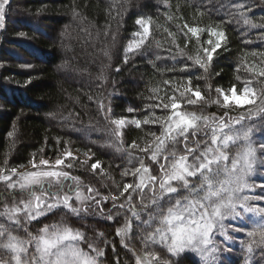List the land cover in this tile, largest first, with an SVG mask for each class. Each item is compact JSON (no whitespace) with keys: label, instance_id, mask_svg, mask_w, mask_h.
<instances>
[{"label":"trees","instance_id":"trees-1","mask_svg":"<svg viewBox=\"0 0 264 264\" xmlns=\"http://www.w3.org/2000/svg\"><path fill=\"white\" fill-rule=\"evenodd\" d=\"M170 2L169 9L164 0H9L0 31V166L6 159L9 168L20 169L21 165L29 164L33 154L36 157L55 156L65 149H77L92 155L91 159L73 161L72 175L79 176L83 185L98 189L101 196L115 194L118 184L132 182L131 176L121 173L132 167L135 160L129 163L127 153L116 150L118 145L110 120L142 119L150 103L147 99L149 89L163 80L191 79L194 86H200L206 98L209 84L213 89H227L236 84L239 89L241 85L236 76L245 78L243 69L239 73L236 71L239 58L252 51H264V39H261L264 0ZM237 3L245 7L237 10L233 7ZM198 11L204 15H198ZM240 11L258 27L243 24ZM165 13L174 19L166 22ZM148 17L154 21L152 37L138 53L129 54L125 63L127 45L139 30L136 21ZM185 22L190 25L198 22L201 27L219 25L227 37L213 54L207 71L188 59L189 55L196 54L198 46L192 42L184 48L185 39L179 34L177 25ZM155 23L177 33L176 43L184 49V54H178L175 46L165 38L166 34L155 28ZM209 38L215 41L207 32L201 33L200 44L210 47L205 43ZM155 41H160L161 46L157 47ZM248 59L255 58L249 55ZM185 66L187 70L182 71ZM212 95L214 97L215 93ZM98 100H103L111 111H101ZM186 107L189 111L200 108L196 112L203 111L205 115L220 116L225 111L214 104ZM130 108L134 111L129 112ZM241 110L229 114L235 117ZM155 111L158 116L163 114L160 109ZM244 123L253 129V144H264V118L253 116ZM149 131L159 134V125H146L141 129L129 125L124 129V146L133 140L139 143ZM10 132L14 133L11 137ZM257 156L250 183L257 185L253 190L255 196H264V189L259 187L264 184V163L261 162L264 154L258 151ZM96 161L100 162L105 175L100 169L95 173L90 170L89 166ZM136 202L138 204V198ZM102 203V213L99 209L93 210L96 209L94 204L82 218L58 209L31 222V227L36 231L44 224L63 220L83 231L89 241L96 240L97 233L103 232L104 239L99 242L104 251L102 263L135 264L134 254L116 235L125 216L131 218L128 206L118 209L111 201ZM256 203L264 206V201ZM109 214L114 219H107ZM142 215L146 218L147 214ZM0 222H4L3 218ZM228 223L241 226L239 220ZM141 231L140 221H135L127 241L137 252L143 247ZM18 234L25 235L23 231ZM229 234L231 240L215 236L221 247L216 264H246V260L250 264H264V251L257 248L251 255L246 252L241 243L248 239L244 233ZM82 246L87 250L86 244ZM154 250L159 253L161 264H203L201 258L190 251L173 256L159 245L154 246Z\"/></svg>","mask_w":264,"mask_h":264},{"label":"snow or ice","instance_id":"snow-or-ice-1","mask_svg":"<svg viewBox=\"0 0 264 264\" xmlns=\"http://www.w3.org/2000/svg\"><path fill=\"white\" fill-rule=\"evenodd\" d=\"M8 5L9 0H0V28L4 26ZM164 5L169 9L172 7L170 0H164ZM233 7L240 10L245 5L237 3ZM176 8L179 11V4ZM198 15L203 16L204 13L198 11ZM239 15L243 24L258 27L243 11ZM165 18L166 22L174 19L168 13H165ZM193 20H196L195 16ZM136 23L141 31L134 33V39L127 45L125 63L129 54L138 53L152 37L154 21L151 17L138 19ZM155 28L166 34L165 38L175 46L178 54H184V49L176 43V32L158 23H155ZM177 28L185 39L184 48L192 42L198 46L196 54L189 55L188 59L207 71L213 54L227 39L224 31L219 25L201 27L198 22L191 25L185 22ZM204 32L215 37V41L209 38L205 42L210 47L200 44V36ZM261 39H264V33ZM155 43L157 47L161 46L160 41ZM168 50L171 52V48ZM249 55L255 59L249 61ZM241 69L245 78L240 75L235 78L240 82L239 89L236 84L227 89H213L209 84L206 86L207 98L191 79L180 82L163 80L149 89L147 99L150 103L142 119L110 120L114 126L111 132L118 145L116 150L127 153L129 163L135 160L132 167L121 173L122 176H131L132 182L118 184L115 194L101 196L98 189L83 185L79 176L72 175L69 170L77 158L68 149L57 155L54 161L41 157L37 162L33 154L29 161L32 170L28 172L9 168L5 159L0 166V183L13 196L16 193L24 195L19 200L13 199L11 204L5 196H0L3 202L0 218L4 221L0 222V264H102L104 251L99 242L104 239L103 232L97 233L96 240L89 241L83 231L63 220L44 224L35 234L26 225L58 209L82 218L94 204L102 213V202L108 201L114 208L128 206L131 218L125 216L124 223L116 229V235L120 237V243L134 254L135 264H161L159 253L154 250L156 245L173 256L190 251L197 254L203 264H216L221 251L215 240L216 233L225 240H231L230 232H242L248 239L241 243L249 255L257 248L264 251V206L255 203L264 201V196L247 194L257 187L250 183V177L257 165V152L264 154V144H253V129L244 123L253 116L264 118V51L242 55L237 73ZM181 70H187V66ZM97 103L101 111H111L103 100ZM213 104L225 110L222 115H205L203 111L197 113L186 107ZM156 109L163 114L156 115ZM236 109L245 111L231 116L230 111ZM128 111L134 110L130 108ZM105 119H109L108 116ZM129 125L137 129L159 125V134L149 131L139 143L133 140L124 146V129ZM8 135L11 137L14 133ZM80 163L86 164L87 161ZM89 167L93 173L100 169L102 175L106 174L99 161ZM259 187L264 189V184ZM144 213L146 218L142 215ZM106 218L114 219L111 214ZM233 220L241 221V226L225 223ZM135 221H140L142 229L140 243L143 247L140 252L127 243ZM20 231L25 235H19ZM85 244L87 250L82 246ZM246 264L250 261L246 260Z\"/></svg>","mask_w":264,"mask_h":264},{"label":"rangeland","instance_id":"rangeland-1","mask_svg":"<svg viewBox=\"0 0 264 264\" xmlns=\"http://www.w3.org/2000/svg\"><path fill=\"white\" fill-rule=\"evenodd\" d=\"M1 29L2 28H0V31H1ZM138 31H141V29H140V26H139V30ZM214 39H215V37H213ZM134 39V36H133V38H132V40ZM132 40H130V41H132ZM129 41V42H130ZM200 108H197V110H199ZM196 110V111H197ZM239 109H236V110H232V113H235L236 111H238ZM242 111V110H241ZM243 111H245V109H243ZM127 119H129V120H131L132 118H127ZM68 150H70L71 152H72V154H73V156L74 157H76V158H80V159H82V160H86L87 158H89V156L91 157V155L92 154H89V153H87L88 155H85V153L84 152H82V151H80V150H77V149H68ZM65 151V150H64ZM64 151H62L61 153H59L58 155H62L63 154V152ZM45 158V159H49L50 161H54L55 159H56V157H57V155H55V156H44V155H42V156H39V157H36V159H37V162L39 161V159L40 158ZM65 163H68V162H65ZM153 168H154V174H155V167L153 166ZM20 171H24V172H28V171H31L32 170V168H31V164L29 163L28 165H26V166H24L23 168H20L19 169ZM74 170V167L72 168V169H70L69 171H73ZM71 173H73V172H71ZM82 181V180H81ZM8 192H10L8 189H6V187H5V185L3 184V183H0V196H5L6 198H7V202L9 203V204H11L12 203V200L13 199H16V200H19V199H21L22 197H23V195L24 194H22V193H16L14 196H13V194L10 192V193H8ZM8 195H10V196H8ZM249 195H252V196H255L254 194H253V191H250V193H249ZM8 196V197H7ZM257 196H260V194H258ZM256 202H258V201H256ZM255 202V203H256ZM261 205V204H260ZM262 206V205H261ZM3 207V202L2 201H0V208H2ZM95 207V206H94ZM89 210H91V206H90V209ZM93 210H98L97 208L96 209H93ZM228 222L229 221H225V223L226 224H228ZM27 226V228H28V230L29 229H31V232H33L34 234L41 228H38V229H36V231L35 230H33L32 229V227H31V223L30 224H27L26 225ZM43 227V226H42ZM107 230V229H106ZM108 232V231H107ZM215 236H219L220 237V234L218 233V234H215ZM95 240V239H94ZM113 250H115L114 248H113ZM102 264H106V263H102Z\"/></svg>","mask_w":264,"mask_h":264}]
</instances>
